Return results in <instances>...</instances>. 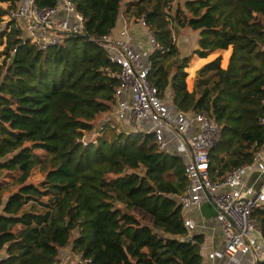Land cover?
Listing matches in <instances>:
<instances>
[{
    "label": "trees",
    "instance_id": "16d2710c",
    "mask_svg": "<svg viewBox=\"0 0 264 264\" xmlns=\"http://www.w3.org/2000/svg\"><path fill=\"white\" fill-rule=\"evenodd\" d=\"M18 1L0 0V26ZM57 1L35 0L40 8ZM72 1L88 39L68 33L40 49L14 20L0 31L1 264H57L70 244L91 260L86 264H204L205 235L185 226L177 199L189 183L184 159L153 133L99 124L114 108L120 66L94 38L112 32L121 14L144 18L158 43L149 80L163 98L170 87L175 111L209 112L223 125L209 164L219 181L251 166L264 147V0H186L175 7L174 0ZM180 28L199 33L192 55L232 48L226 68L218 56L196 71L191 91L192 55H182L172 36ZM253 217L264 236V209Z\"/></svg>",
    "mask_w": 264,
    "mask_h": 264
},
{
    "label": "built area",
    "instance_id": "2783aa9c",
    "mask_svg": "<svg viewBox=\"0 0 264 264\" xmlns=\"http://www.w3.org/2000/svg\"><path fill=\"white\" fill-rule=\"evenodd\" d=\"M60 14L68 18L61 19ZM8 18L18 22L16 27L22 36L40 49L61 43L68 33H83L84 17L72 0H58L47 8H40L35 0H19ZM137 20L147 31L145 48L134 44L135 36L127 20L118 33L112 31L94 38L110 62L120 66L115 73L119 81L115 91L116 118L132 124L135 131L155 134L162 148H169L165 133L172 134L176 141L174 150L186 162L189 180L177 196L183 211L200 210L203 203L209 202V197L218 206L216 219L224 230L226 247L209 250L206 264H223L226 260L237 264V254H250L255 262L264 260L262 228L253 217L256 209H264V147L255 154L251 166L235 167L221 180L213 181L209 171L210 154L221 139L223 125L209 112L191 114L172 111L167 106L161 90L149 80V58L158 47L154 30L144 18ZM185 226L191 230L195 227L188 219ZM76 255L80 264L91 261L82 259L80 253ZM2 259L0 254V264ZM63 263L74 264L71 260Z\"/></svg>",
    "mask_w": 264,
    "mask_h": 264
},
{
    "label": "crops",
    "instance_id": "0c3cea01",
    "mask_svg": "<svg viewBox=\"0 0 264 264\" xmlns=\"http://www.w3.org/2000/svg\"><path fill=\"white\" fill-rule=\"evenodd\" d=\"M60 18L61 19H67L68 16L66 14H62L60 16ZM72 19L73 18H69V20H72ZM125 20H127V22H128L131 33L134 34V36H135L134 44L136 45V47L145 48L146 44H147L146 43V33L142 32L136 28L135 23L133 22V19L126 18L123 14H121L118 18V22H117L116 27L113 29V32L118 33L120 28L123 26ZM224 51L226 52L225 65L221 64V66L223 68H226L228 63H229L230 55L232 52L231 47H229L226 50L217 49V50L211 52L207 57H203V58L196 55V58L194 59V61L198 63V66L194 69V71L192 73L187 71L189 73V76L196 73V71L201 67L199 65L200 63L205 64L206 62H209V61L215 59V56H213L214 53H216V52L222 53ZM220 53L216 54V55L221 56ZM222 60H224V59L221 56V61ZM166 99H167V97L164 98L165 102H166ZM166 104L169 105V108L172 111H175V107L172 103L169 104L166 102ZM145 123H146V121L143 122V124H145ZM168 133L170 134V132L165 133V140L168 142V147L172 148L174 150L176 141H175V139L173 140V136H171V138L168 137ZM171 141H174V143H172ZM207 203H210V202L203 203L200 210L193 209V210L183 211L184 218L192 221L193 224L195 225L194 229L191 232L193 234L198 233V234H204L205 235V242H204V244L202 246V250H201V254L203 255V259H204V264H206V262H207V254H208L209 250H211L213 248L224 249L226 247L224 230H223L221 224L216 219L217 215L210 216L211 210L208 208ZM215 211L217 212V210H215ZM60 258H61V256H60ZM237 259L239 261L237 264H255L254 258L250 254H245V255L244 254H237ZM223 264H232V263H230L226 260L223 262Z\"/></svg>",
    "mask_w": 264,
    "mask_h": 264
},
{
    "label": "rangeland",
    "instance_id": "374dc122",
    "mask_svg": "<svg viewBox=\"0 0 264 264\" xmlns=\"http://www.w3.org/2000/svg\"><path fill=\"white\" fill-rule=\"evenodd\" d=\"M185 1L186 0H174V7L177 4H183ZM125 2H126V0H125ZM125 2H124V4H125ZM2 6L5 7L6 4H2ZM2 18H3V22H2V26H0V31L3 30L4 28H6L5 25L8 23V20H9L7 15H4ZM132 19H133V22L135 23L136 28L147 34V31H145V28H142L143 26H142L141 22H139L137 20V18H132ZM15 25L18 26L19 25L18 22L15 21ZM22 35H23V33H22ZM172 36L175 37V39L177 41V45H178L182 55H192L193 50L198 47L199 33L195 32L189 28H180L175 32V34L173 32ZM3 50H4V43H2L0 41V68H1V64L3 62V54H2ZM219 53L216 52V53H214L213 56H215V58H216L218 56L216 54H219ZM220 54L224 59L221 61V64L225 65L226 52L224 51ZM195 58H196V55H192V58L190 60L189 66H188V67H190V65H191V67H190L191 73L198 66V63L194 61ZM203 64L204 63H200L199 65L202 66ZM198 80H199V76L197 75V73H195L191 76H189V73H188V77L186 79L188 90H191V89L193 90L194 88H197ZM199 88H201V87L199 86ZM165 96L167 97L166 102L171 104L172 103V90L170 89V87L166 88ZM167 106L169 107V105H167ZM104 122L114 124V125L118 126L119 128H123V129L129 130V131H132L135 129L132 124L118 120L116 118L115 107L113 108V110L111 112L103 115L100 118L99 124H102ZM96 130H98V128ZM171 135L168 133V137L171 138ZM95 136H96V132H92V133L87 134L85 139L86 140L94 139ZM171 142L174 143V141H171ZM40 176L41 175H40L39 171L35 170L34 174H33V179L36 180V179L40 178ZM10 179H11L10 177L5 178V180H10ZM134 212L137 214V216L143 222H145L147 224L151 223V221H152L151 216L148 213H146L145 211H143L142 209L136 207V208H134ZM189 230L192 231L191 229H189ZM60 256H61V258L59 259V261L62 262L61 264H64L63 262L69 261V260L74 262V264H80L79 263V257L73 251L71 244L61 250Z\"/></svg>",
    "mask_w": 264,
    "mask_h": 264
},
{
    "label": "water",
    "instance_id": "95a60500",
    "mask_svg": "<svg viewBox=\"0 0 264 264\" xmlns=\"http://www.w3.org/2000/svg\"><path fill=\"white\" fill-rule=\"evenodd\" d=\"M73 35H75V36H78V37H81V38H85V39H88L89 38V36L87 35V34H83V33H81V32H73ZM209 202H210V204L212 205V207L215 209V210H219V208H218V206L216 205V203L209 197ZM231 222H232V220H231ZM192 237H193V235L192 234H190V235H188V239L189 240H191L192 239ZM260 261L259 260H257L256 262H255V264H258Z\"/></svg>",
    "mask_w": 264,
    "mask_h": 264
}]
</instances>
